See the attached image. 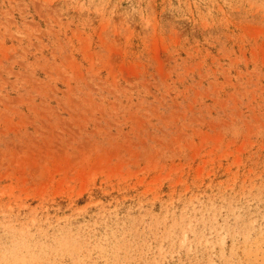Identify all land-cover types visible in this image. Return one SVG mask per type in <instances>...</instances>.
<instances>
[{
  "label": "rangeland",
  "instance_id": "1",
  "mask_svg": "<svg viewBox=\"0 0 264 264\" xmlns=\"http://www.w3.org/2000/svg\"><path fill=\"white\" fill-rule=\"evenodd\" d=\"M0 264H264V0H0Z\"/></svg>",
  "mask_w": 264,
  "mask_h": 264
}]
</instances>
